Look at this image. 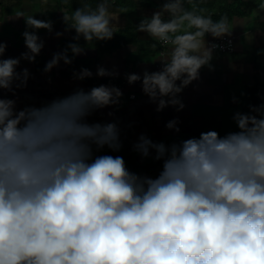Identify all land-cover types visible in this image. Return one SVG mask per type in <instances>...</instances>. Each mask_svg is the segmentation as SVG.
Listing matches in <instances>:
<instances>
[{"label": "clouds", "instance_id": "obj_1", "mask_svg": "<svg viewBox=\"0 0 264 264\" xmlns=\"http://www.w3.org/2000/svg\"><path fill=\"white\" fill-rule=\"evenodd\" d=\"M187 2L190 10L185 0H165L136 26L167 47L146 61L158 60L159 71L125 75L129 85L141 82L157 112L183 110L180 94L203 67L214 71L211 61L222 47L206 36L231 37L237 25ZM257 7L264 11V0ZM110 8V0H99L71 15L61 10L65 27L55 36L74 30L76 42L54 53L43 71L61 61L71 65L94 41L113 39V22L128 9ZM13 18L25 22L27 51L3 58L7 44L0 41V91L15 96L30 78L28 68L17 71L21 61L35 63L45 47L37 30L51 34L54 25L23 11ZM118 75L97 67L98 77ZM92 76L87 68L73 73L80 81ZM122 96L120 88L102 84L19 110L15 99L0 96V264H264V103L237 111L238 131L224 136L210 130L166 145L140 135L134 150L142 158L154 151L162 162L153 178L130 171L122 156L94 155L104 147L119 152L120 130L87 118L118 107ZM177 124L174 119L166 127L179 133Z\"/></svg>", "mask_w": 264, "mask_h": 264}, {"label": "crops", "instance_id": "obj_2", "mask_svg": "<svg viewBox=\"0 0 264 264\" xmlns=\"http://www.w3.org/2000/svg\"><path fill=\"white\" fill-rule=\"evenodd\" d=\"M99 0H0V41L7 44L3 58H17L22 52L27 51L22 33L25 22L21 19L8 20L18 11L27 15H34L37 19H50L53 21V32L37 30V34L45 41V47L36 57L35 63L21 61L17 71L28 68L30 78L27 87L11 92L0 91V96L16 100L17 110L26 106L40 107L53 99L65 97L79 88L85 91L100 85H111L112 81L126 80V74H140L145 70L159 71L161 66L146 62L159 57V44L152 40L147 33L137 32L136 26L144 17L161 9L165 0H110V11L116 12L120 7L128 9L127 13L119 14L117 33L109 41H94L88 45L86 54L77 56L71 65L61 61L58 67L45 73L44 67L52 59L54 53L61 52L69 44L74 43L72 38L74 30L64 33L56 38L55 32L64 31L62 20L63 13L69 15L75 8L89 3L93 8ZM254 6L244 16H235L232 21L236 23L232 37L235 40L233 53H222L215 50L211 61L214 71L207 67L200 70V78L193 81L180 94L185 107L177 111L169 106L157 112V105L151 103L143 93L141 82L129 85L121 84L123 96L119 106H110L93 112L88 118V123L117 124L120 130L121 149L113 152L104 147L100 151L94 150V155H119L126 162V153L132 157V166L126 163L127 168L148 167L153 165L155 152L151 151L149 157L142 158L133 145L138 142L140 135H146L153 142H163L166 145L179 143L181 138L199 137L200 133L215 130L221 136L228 132L238 131L233 120V115L239 111L249 112V105L264 103V11ZM44 12L45 15L40 13ZM212 37L206 36L207 40ZM79 43L83 46L84 40ZM157 43L153 50L151 45ZM131 46L136 52L133 53ZM71 56V53H69ZM98 66H103L109 71L115 69L119 75L112 77H98ZM87 68L92 73V78L83 81L73 78V73H79ZM99 81L100 85L93 84ZM106 82V83H105ZM131 94H135L132 98ZM237 102H233V98ZM112 113V115H109ZM178 120L179 133L169 130L166 125L169 121ZM145 164V165H144ZM156 167V166H155ZM154 167V168H155Z\"/></svg>", "mask_w": 264, "mask_h": 264}, {"label": "trees", "instance_id": "obj_3", "mask_svg": "<svg viewBox=\"0 0 264 264\" xmlns=\"http://www.w3.org/2000/svg\"><path fill=\"white\" fill-rule=\"evenodd\" d=\"M192 3L196 4L198 7L206 8L208 13L213 14L214 20H218L221 15L226 14L229 17V20L232 21L235 16L246 15L249 9H252L260 3V0H192ZM185 8L189 10L191 9V5L187 2V0H185ZM186 139L188 138H181L179 142ZM126 156V163H129L132 166V157L129 153H126ZM158 167L161 171L162 162L157 164L156 167L152 169H150V166L141 168L139 174L149 176L151 171L153 169H157ZM128 169L132 172L135 171L130 166Z\"/></svg>", "mask_w": 264, "mask_h": 264}, {"label": "built area", "instance_id": "obj_4", "mask_svg": "<svg viewBox=\"0 0 264 264\" xmlns=\"http://www.w3.org/2000/svg\"><path fill=\"white\" fill-rule=\"evenodd\" d=\"M209 41H212V42H215L217 44L222 45L221 48L217 49V51H220L222 53H233L235 51V40L232 36L231 37H225L222 40H215V41H213L211 38ZM229 41L231 42L230 44H229ZM161 52H167V47L161 46L159 44V56L161 55ZM160 66H161V64H160ZM125 82H127V80L116 81V82L111 83V86L119 87L121 84H123ZM93 84L100 85L101 83L99 81H94ZM131 97L134 98L135 94H131Z\"/></svg>", "mask_w": 264, "mask_h": 264}, {"label": "rangeland", "instance_id": "obj_5", "mask_svg": "<svg viewBox=\"0 0 264 264\" xmlns=\"http://www.w3.org/2000/svg\"><path fill=\"white\" fill-rule=\"evenodd\" d=\"M156 162H157V161H155L153 164H155ZM144 165H145V164H144ZM144 167H146V166H144ZM144 167H143V168H144ZM141 168H142V167H137L136 169H134V168H133V169L135 170V171H134L135 173H138V174H139ZM159 172H160V170H159V167H158L157 169H153V170L151 171V173H150L149 176L155 178L156 176H158Z\"/></svg>", "mask_w": 264, "mask_h": 264}, {"label": "water", "instance_id": "obj_6", "mask_svg": "<svg viewBox=\"0 0 264 264\" xmlns=\"http://www.w3.org/2000/svg\"><path fill=\"white\" fill-rule=\"evenodd\" d=\"M161 161H157L155 164L151 166V168H154L157 164H159Z\"/></svg>", "mask_w": 264, "mask_h": 264}]
</instances>
